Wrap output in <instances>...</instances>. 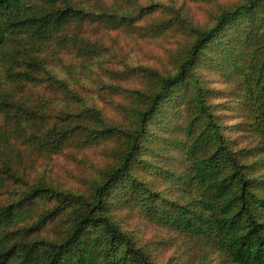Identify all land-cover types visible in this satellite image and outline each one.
I'll return each instance as SVG.
<instances>
[{"label":"trees","instance_id":"trees-1","mask_svg":"<svg viewBox=\"0 0 264 264\" xmlns=\"http://www.w3.org/2000/svg\"><path fill=\"white\" fill-rule=\"evenodd\" d=\"M80 3L73 0L60 6L59 0H0V55L8 51L18 61L20 55L53 45L55 54L71 49L89 57L97 47L82 35L86 23L137 30L138 16L133 13L117 17L88 11ZM138 13H143V7ZM151 26L154 33H164L171 29V22ZM182 28L191 39L181 53L179 69L168 76L155 73L159 88L142 94L144 100L137 98L141 105L131 109L132 129L109 125L95 106L86 107L68 124L50 129L36 119L39 111H31L35 117L31 140L38 144L42 140L47 150L93 146L113 136L122 138L125 146L89 196L38 184L19 200L0 206V264H9L14 255L20 256L16 264H155L110 214L120 202L138 205L149 220L185 234L194 243L203 241L237 264H264V0H242L221 9L212 26L188 23ZM203 57L216 74L227 79L230 98L235 96L231 110L238 120L236 127L247 132L248 139L241 156L207 102L196 73ZM36 63L35 57L30 58L29 71L11 76L18 80L34 77L39 73ZM9 97L13 99L0 93V116L5 115L12 132L25 136L26 127L10 110ZM185 100L193 114L177 129L185 135L179 144L187 163L182 171L168 172L181 192L180 199H175L131 170L142 161L145 142L151 138V120L157 121L168 104L176 106ZM24 112L29 114V108ZM147 170L158 173L163 168L147 161ZM1 172L16 176L7 167H1ZM40 197L55 198L56 205L27 231L41 230L64 215L68 226L58 239L36 237L12 243L9 228L21 219L29 220ZM27 205L31 206L28 212L19 211Z\"/></svg>","mask_w":264,"mask_h":264},{"label":"rangeland","instance_id":"rangeland-1","mask_svg":"<svg viewBox=\"0 0 264 264\" xmlns=\"http://www.w3.org/2000/svg\"><path fill=\"white\" fill-rule=\"evenodd\" d=\"M67 1L73 0H59V5L63 6ZM78 1L88 11H106L117 17L133 13L138 16L135 21L137 30L109 29L86 23L82 35L97 47V52H89V57L71 49L55 54L53 45L39 53L31 51L20 55L18 61L8 51L6 55H0V93L13 97L8 99L13 103L10 110L21 117L26 127V135H19L12 132L5 115L0 116V168L7 167L16 175L0 173V206L19 200L29 188L38 184L89 196L93 185L102 181L107 170L118 162L119 151L124 149L123 139L113 136L93 146L47 150L41 144L42 140L40 144L31 140V121L35 117L30 113L33 109L39 111L36 119L48 129L55 124H68L74 115L90 106L99 108L109 125L132 129L131 109L141 105V101L137 103V98L144 100L142 94H151L159 88L155 73L168 76L179 69L181 53L191 39L182 27L188 23L197 27L212 26L221 9L242 2ZM142 7L143 13L140 14L138 12ZM163 21H170L171 29L154 33L151 25ZM33 57L39 73L23 80L11 76V73L29 71L28 62ZM196 73L205 89L207 102L218 115L231 147L241 156L240 149L248 145L247 132L236 127L238 120L231 110L235 96L230 98L227 79L211 69L207 57L198 63ZM28 108L29 114L24 112ZM190 110L187 100L176 106L168 104L157 121L151 120L150 137L154 139L149 138L145 142L146 148L140 155L142 161L131 170L132 175L149 182L168 198L181 197L176 182L168 172L182 171L186 166L185 151L179 144L185 135L177 127L189 122L193 114ZM172 141L174 145H170ZM147 161L153 162L155 167H162L163 171L147 170ZM243 161L247 162L244 157ZM55 205V198H37L32 206L31 218L21 219L9 228L12 243L15 239L30 241L36 237L58 239L68 226L65 215L41 230L27 231L42 213ZM30 207L27 205L19 211L28 212ZM110 214L155 264H237L212 250L205 242L194 243L185 234L149 220L136 204L117 203ZM19 259V255H14L9 264H16Z\"/></svg>","mask_w":264,"mask_h":264}]
</instances>
